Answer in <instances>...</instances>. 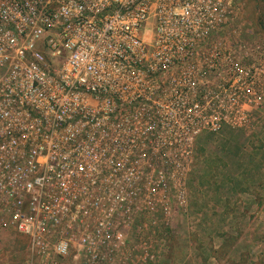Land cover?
Here are the masks:
<instances>
[{"label":"built area","instance_id":"built-area-1","mask_svg":"<svg viewBox=\"0 0 264 264\" xmlns=\"http://www.w3.org/2000/svg\"><path fill=\"white\" fill-rule=\"evenodd\" d=\"M239 0H0V231L27 264L129 256L185 211L198 138L264 110V53L222 43Z\"/></svg>","mask_w":264,"mask_h":264},{"label":"rangeland","instance_id":"rangeland-1","mask_svg":"<svg viewBox=\"0 0 264 264\" xmlns=\"http://www.w3.org/2000/svg\"><path fill=\"white\" fill-rule=\"evenodd\" d=\"M222 37L233 53H264V0H239ZM192 156L185 211L136 219V249L98 264H264V110L198 138ZM0 264H27L23 236L0 231Z\"/></svg>","mask_w":264,"mask_h":264}]
</instances>
